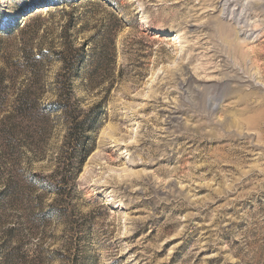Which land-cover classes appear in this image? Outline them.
<instances>
[{
	"label": "rangeland",
	"instance_id": "374dc122",
	"mask_svg": "<svg viewBox=\"0 0 264 264\" xmlns=\"http://www.w3.org/2000/svg\"><path fill=\"white\" fill-rule=\"evenodd\" d=\"M0 264H264V0H0Z\"/></svg>",
	"mask_w": 264,
	"mask_h": 264
},
{
	"label": "bare ground",
	"instance_id": "6f19581e",
	"mask_svg": "<svg viewBox=\"0 0 264 264\" xmlns=\"http://www.w3.org/2000/svg\"><path fill=\"white\" fill-rule=\"evenodd\" d=\"M228 1H229V0H228ZM225 2H226V1H225ZM224 7H225V6H224ZM239 21H240V20H239ZM239 21H238V22H239ZM239 24H240V23H239ZM236 25H237V24H236ZM235 27H236V26H235ZM243 28H244V27H243ZM243 28H242V29H243ZM240 29H241V28H240ZM233 32H234V31H233ZM166 33L168 34L169 31H166ZM240 33H241V30H240ZM225 36H226V35H225ZM225 36H224V37H225ZM225 38H226L227 41H229V39H230L229 36H226ZM236 38L239 39V35H237ZM231 39H232V38H231ZM243 40H244V39H243ZM246 40H247V39H246ZM232 42H233V41H232ZM248 42H249V41H248ZM236 43H237V42H236ZM249 43H250V42H249ZM226 44H227V43H226ZM244 45H245V44H244ZM241 46H242V45H241ZM245 46H246V45H245ZM246 47H247V46H246ZM242 48H243V46H242V47H239V51H241ZM255 49H256V48H255ZM257 49H258V48H257ZM260 49H262V48H260ZM249 50H250V49H249ZM253 50H254V49H253ZM253 50H250V51L253 52ZM259 52H260V51H259ZM262 52H263V51H262ZM259 54H260V53H258V54L255 53L254 57H257ZM252 55H253V54H252ZM247 56H248V55H246V58H247ZM250 56H251V55H250ZM252 57H253V56H252ZM257 58H258V57H257ZM257 62H258V61H257ZM259 63H260V62H259ZM259 65H261V64H259ZM261 66H262V65H261ZM252 69H253V68H252ZM254 70H255V69H254ZM253 75H254V74H253ZM257 75H258V74H257Z\"/></svg>",
	"mask_w": 264,
	"mask_h": 264
},
{
	"label": "trees",
	"instance_id": "16d2710c",
	"mask_svg": "<svg viewBox=\"0 0 264 264\" xmlns=\"http://www.w3.org/2000/svg\"><path fill=\"white\" fill-rule=\"evenodd\" d=\"M71 68H72V65H71Z\"/></svg>",
	"mask_w": 264,
	"mask_h": 264
}]
</instances>
